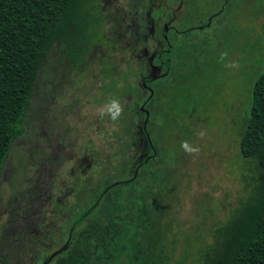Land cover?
<instances>
[{"label":"rangeland","instance_id":"1","mask_svg":"<svg viewBox=\"0 0 264 264\" xmlns=\"http://www.w3.org/2000/svg\"><path fill=\"white\" fill-rule=\"evenodd\" d=\"M185 4L187 17L178 26L183 33L170 36L174 48L167 75L153 84L155 96L149 104L148 132L157 153L153 167L164 178L160 205L167 208L164 227L171 264H195L197 253L212 242L214 230L230 219L251 190L256 172L253 163L241 157L239 140L253 83L264 71V0H185ZM131 5L133 0H93L88 8L89 29L102 32L97 36L99 46L90 53L95 82L103 55L118 70L123 67V50L135 44L124 31ZM135 46L137 50L139 41ZM60 55L53 52L46 68L57 91L49 113L63 116L69 136L56 142L54 129L44 136L40 77L27 112L26 132L12 149L0 183V258L9 264H34L39 250L45 248L42 252L48 257L65 242L60 229L63 223L71 224L74 212L69 209L74 199L70 188L76 179L87 180V173L78 167L86 142L96 152L117 128L111 118L104 120L106 114L71 116L66 106L70 107L76 75ZM83 68L86 71L87 66ZM79 74L86 72L80 69ZM72 117L77 139L70 131ZM184 141L198 153L185 151ZM57 204L60 211L54 209Z\"/></svg>","mask_w":264,"mask_h":264},{"label":"trees","instance_id":"2","mask_svg":"<svg viewBox=\"0 0 264 264\" xmlns=\"http://www.w3.org/2000/svg\"><path fill=\"white\" fill-rule=\"evenodd\" d=\"M92 2L0 0V180L12 147L24 134L44 61L59 50L70 63L83 61ZM113 121L117 128L109 167L96 162L93 181L74 183L71 224L60 229L66 239L59 249L64 250L47 264H171L164 227L167 208L160 205L164 178L153 167L157 156L131 170L134 117L128 120L123 143L121 119ZM239 153L255 168L251 190L214 230L195 264H264V71L253 83ZM47 258L40 252L34 264ZM0 264H8L5 257Z\"/></svg>","mask_w":264,"mask_h":264},{"label":"flooded vegetation","instance_id":"3","mask_svg":"<svg viewBox=\"0 0 264 264\" xmlns=\"http://www.w3.org/2000/svg\"><path fill=\"white\" fill-rule=\"evenodd\" d=\"M133 1L134 5H131L130 8L132 9V12L130 10V16L127 18L128 25L124 31L126 32L125 36H127L128 41L134 40V46L139 41V46L136 50V46L128 45L127 48L123 50V67H119L117 70L116 67L109 64L111 58L103 55L104 57L101 58V63L98 65V75L100 78H97L98 82H95L94 77H92L90 73L93 71V68L90 67V53L95 45H98L99 39L97 36L102 32H100L101 28L95 30L89 29V23L87 30L90 34V41L88 43L87 52L83 57V61L76 62L75 64L70 63L66 60L62 51H57L61 54L59 59L63 60L68 66H70L71 71L76 75L73 82V95L71 97L70 107L66 106V109H71V116L72 114L74 116H77L78 114H101L103 111L104 114H106L103 116L104 120L106 119L109 122L110 116L106 113V106H108L113 100L117 101L122 107V112L119 116L121 119L120 131L122 133V143L126 141L125 132L128 120H131L132 116L134 117V138L131 143L132 148L129 151L131 156V170H134V168L142 163L143 160H146L148 163V161L153 160L157 156L152 138L148 132V124L151 114L149 104L155 96V90L152 86L156 81L167 75V69L170 63L169 54L174 48L172 38L173 36L177 37L183 33V31L178 30V26L184 24L188 11L185 0ZM134 7L136 9L139 8L141 11L136 10ZM103 10L104 9L101 8L102 23L104 24ZM171 35H173L172 38L170 37ZM102 38H104L103 34ZM105 40L106 38L104 39V43L108 45L110 41L108 39ZM110 49L112 50L113 48ZM51 57H53V53L42 64L39 78L41 77L42 81L41 99L42 104H44V116L42 118L44 122V136L47 134V131L54 129L52 132L54 133V139L57 142L62 139H67L69 135L67 126L68 122L64 120L63 116H59L57 113H49L50 99L57 93L55 86L52 85V81L46 77V68L48 67ZM85 66H87L86 71L83 68ZM80 69H83V72H86V74H79ZM85 76L86 81L83 83V78ZM152 114H155V110L152 111ZM72 120L74 121V125L72 124L70 127L71 135L75 136L77 139L78 127L75 124L73 117ZM77 122L78 120H76V123ZM89 125L90 124H88L87 127H89ZM24 128L25 134L26 120L24 122ZM63 128L67 130L66 134H63ZM19 139L16 140L12 149L18 144L17 142ZM109 139L111 140L110 135H108L107 142L104 141L103 147L96 152L91 150V142H86L87 148L83 149V152L81 153V161L79 160L78 167H81V172L83 171L87 173V181H93L92 175L94 173V165L96 162L101 164L104 169H108L111 151V142ZM41 150L43 156L46 157V160L47 156L45 147ZM10 153L8 160L10 159ZM35 156L36 158L40 156L37 154V151H35ZM8 160L5 166L8 164ZM31 160L32 162L35 161L33 158ZM4 168L0 183L3 180ZM140 169L141 167L138 169V172ZM131 170L130 172H132ZM82 177L83 175L80 178L82 179ZM77 181L78 179L75 180V183H77ZM72 191L73 188L71 187L69 193L71 194ZM58 204L55 205L54 209L60 211L61 208ZM44 245H46V243H44ZM39 251H46V249L44 248ZM45 257H47L46 254Z\"/></svg>","mask_w":264,"mask_h":264},{"label":"clouds","instance_id":"4","mask_svg":"<svg viewBox=\"0 0 264 264\" xmlns=\"http://www.w3.org/2000/svg\"><path fill=\"white\" fill-rule=\"evenodd\" d=\"M226 55V54H224ZM223 58V57H222ZM122 112V107L121 105L113 100L110 102L108 106H106V113L110 116L112 120H117ZM102 115L104 112L102 111ZM201 136H203V133H200ZM181 147L187 151L188 153H198L199 149L198 148H192L188 145L187 141L182 142Z\"/></svg>","mask_w":264,"mask_h":264},{"label":"water","instance_id":"5","mask_svg":"<svg viewBox=\"0 0 264 264\" xmlns=\"http://www.w3.org/2000/svg\"><path fill=\"white\" fill-rule=\"evenodd\" d=\"M147 116H148V114H147ZM146 119H147V117H146ZM145 123H146V120H145ZM144 126H145V124H144ZM63 250H64V248H60L56 252H54L52 255L48 256V258H47L48 260H46L43 264H47L51 258H53L55 255L61 253Z\"/></svg>","mask_w":264,"mask_h":264}]
</instances>
